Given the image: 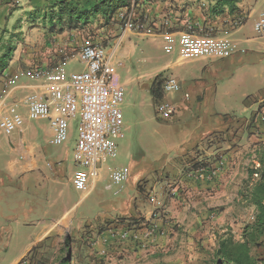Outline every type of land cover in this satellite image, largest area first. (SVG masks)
I'll use <instances>...</instances> for the list:
<instances>
[{
    "label": "crops",
    "instance_id": "crops-1",
    "mask_svg": "<svg viewBox=\"0 0 264 264\" xmlns=\"http://www.w3.org/2000/svg\"><path fill=\"white\" fill-rule=\"evenodd\" d=\"M102 1L104 0H0V61L4 60V70L0 73V116L9 106L15 103L22 105L28 94L41 88L39 83L28 79H22V83L15 87L6 88V75L11 76L33 67H54L62 61L61 51L69 57L67 63L74 58L78 60L79 46L86 40H92L107 49L114 43L115 47L110 53H114L118 58L130 59L136 50L133 38L147 36L135 31L124 32L119 16L130 10L136 21L143 20L158 33L154 39L160 38L162 43V33L168 31L164 23L169 22V31L174 34L176 41L174 52L179 50L181 33L192 25L196 31L212 29L218 36L234 42L239 51L229 58L247 52L264 54L261 53L259 45L264 46V43L248 36L254 32L257 37H264L254 31L258 15L264 13V0H234V9L231 10L226 5L220 15L214 14L219 0H131L130 7L119 9L108 21H105L102 15L92 19L91 11ZM63 2L75 6L79 12H86L87 17L91 19L90 23L86 26L80 25L81 29L68 30L66 22L60 23L57 17ZM239 16L246 18L245 23L239 28L233 27L234 19ZM102 23H105L104 26ZM6 55L9 57L5 59ZM229 58H199L196 62H189L178 57L176 63L166 65V68H172L174 65L190 64L183 71L181 78L185 82H198L202 87L197 95V104H201L204 98L202 95L206 93L208 84L210 85V110L216 115L218 126L203 132L197 139H194L196 132H191L190 143L185 142L184 150L168 160L165 172L168 175L162 180L156 182L159 179L156 178L151 183L145 182V188L142 190L138 188L142 182L136 183L135 194L129 201L124 202L122 212L115 217L120 216L137 222L143 220L144 224H139L141 229L144 226L143 232H138L139 240L136 242L132 241L134 230L127 231L123 226H114L103 236V241L100 237L94 247L95 259L99 264L102 263V250H116L120 254L125 252V263H206L207 260L200 254V245L203 246L210 238H214V241L218 239V246L222 238L218 233L227 230L228 225L235 221L234 216L245 213L244 208L251 205L246 199L255 182L254 178H250V172L264 164V81L256 84V93L244 94L241 98L240 109L243 114L250 112L248 117H238L234 111L225 109L227 106L231 107L232 103L224 98L218 100L217 96L225 95L230 99L228 86L221 87L231 81L232 74L227 73L228 61L226 62ZM220 87L224 89L220 91ZM185 98H189L188 94ZM217 104L220 106L219 110ZM21 108L22 111L25 110L24 126L15 132V138L4 135L8 138L10 147V151L6 149V153L15 155L8 162L11 176H23L24 184L28 185L34 182L33 176L38 173L41 181L42 176L46 175L45 164L52 160L54 167L49 180L54 183V190L61 184V176L71 178L72 181V176L66 174H70L76 167L73 156L71 159L67 157L66 152H46L39 141L40 135L33 120H29L27 110ZM191 108L193 104L189 107ZM52 135L49 124L47 143H50ZM220 158H223L225 163L210 180L200 179L187 171L200 163L214 165ZM176 160L177 162H174ZM38 178L37 176L36 182ZM173 184H177L175 195H164L165 189ZM94 188L95 184L89 192L84 193L83 198ZM159 208L165 213L163 217H152L154 210ZM67 213L62 219L68 216ZM59 220L52 222L40 219L37 225L41 228L12 264L21 262L33 247L48 237L55 236L54 243L57 245L62 243V227L58 226ZM147 227L155 229L152 235L146 232ZM139 242L143 245H139ZM74 259L72 264H80Z\"/></svg>",
    "mask_w": 264,
    "mask_h": 264
},
{
    "label": "rangeland",
    "instance_id": "rangeland-1",
    "mask_svg": "<svg viewBox=\"0 0 264 264\" xmlns=\"http://www.w3.org/2000/svg\"><path fill=\"white\" fill-rule=\"evenodd\" d=\"M104 24L102 23V26ZM248 36L255 37L258 42L264 43V37H257L254 32ZM154 38V36L133 38L136 50L130 59L114 56V61L117 63L115 83L123 86L125 90L124 101L121 104L124 136L117 140V157L109 158L98 164L101 170L100 176L95 183L94 190L88 196L83 198L84 193L75 190L73 180L65 176H61V184L54 190V183L49 180L54 167L52 160L45 164L46 175L42 176L41 181L38 173L34 176H38L39 180L36 182V177L33 176L34 182L28 185L24 184L23 176H11L8 162L15 155L6 153L7 150L10 151L9 141L0 130V264H12L14 259L26 249L41 228L37 225L40 219L52 222L60 219L58 226L62 227V243L57 245L54 243L55 236L48 237L35 246L31 255L23 259L28 264H72L73 258L80 264L82 262L99 264L95 259L94 247L100 237L103 241V236L116 225L123 226L128 229L127 231L134 230L132 241L138 242L137 234L143 232L144 226L141 229L140 225L135 224L137 222L135 220L115 217L122 212L124 202L129 201L128 199L135 194L136 183L142 182V185L138 187L142 190L145 188V182L151 183L156 178H159L156 182L162 180L168 175L165 173L168 160L184 150L186 147L184 143H190L193 132H196L194 139H197L203 132L218 126V119L210 110V85L208 84L209 87L204 96L202 95L204 98L201 104H197V95L202 87L198 82H185L181 78L183 71L190 64L166 68L168 63H176L179 50L167 53L163 48L162 39L155 40ZM259 45H261V53L264 52V46ZM114 47L113 43L107 51L110 52ZM263 57L264 54L247 52L226 59V62L228 61L227 73L232 76H230L231 81L228 85L225 83L226 86L221 87L228 86L230 99L228 100L225 95H219L217 98L230 101L232 106H227L225 109L234 111L238 117L250 115V112L243 114L240 109L242 107L241 98L244 94L256 93V84L264 81ZM196 60L186 61L196 62ZM83 68V64L77 58L71 59L66 64L69 74L81 71ZM158 76L163 80L164 78H176L180 84V90L164 92L163 98L155 101L150 89ZM221 87L220 91L224 89ZM186 94L189 96L188 99L185 98ZM165 102L176 107V113L170 118L161 116L157 109L160 103ZM191 104L193 108L189 109ZM216 107L220 109L219 104ZM22 112L25 114V110ZM32 122L46 152H59L60 154L66 152L67 157L72 159L78 137L79 117L72 122V137L62 145L47 143L49 130L47 121ZM15 136L17 133H14L11 138ZM117 167H128L130 170L129 180L122 185H115L109 179V169ZM76 169L74 167L71 173L66 175L73 178ZM193 169L194 167H191L187 170L188 173ZM176 188L177 184L166 188L164 195L173 197V191ZM244 210L245 213H238L234 216L235 221L232 225H228L227 230H221L218 233L219 237H224V235H232L236 239L242 237L244 227L253 221L255 212L252 205H247ZM46 213L48 215H45ZM66 213L68 216L62 219ZM164 214L163 209L159 208L154 210L152 217L156 215L163 217ZM217 241L210 238L205 245H200V254L207 260L202 264H214L213 254ZM139 245L143 243L139 242ZM261 245L262 247L254 249L253 253L264 260V239H261ZM124 253L120 254L116 250H102V263L100 264H139V262L125 263L127 258L123 255Z\"/></svg>",
    "mask_w": 264,
    "mask_h": 264
},
{
    "label": "built area",
    "instance_id": "built-area-1",
    "mask_svg": "<svg viewBox=\"0 0 264 264\" xmlns=\"http://www.w3.org/2000/svg\"><path fill=\"white\" fill-rule=\"evenodd\" d=\"M124 32L135 31L147 36L158 33L146 25L143 20H135L130 10L120 14ZM233 27H241L246 21L243 16L236 17ZM168 30L162 33L163 48L167 53L175 50L174 34L170 32L169 22L164 23ZM254 31L264 36V13L258 15ZM179 59L182 61L207 58L225 59L233 56L239 50L230 39L218 36L212 29L196 31L192 25L179 37ZM62 54V61L54 67H33L19 71L14 75H6V88L17 86L22 79L35 81L41 85L38 91L28 94L23 104L15 103L9 106L0 116V130L11 137L25 124L24 107L29 120H47L53 135L50 143L62 145L70 138L72 122L79 117L78 137L73 150V161L76 171L73 175L74 187L77 191L87 193L100 176L98 164L118 154L117 140L124 136L123 113L121 104L124 101L125 90L115 83L117 65L114 53L92 40H86L79 46L78 61L83 64L81 71L69 74L66 64L69 57ZM180 84L176 78H164V92H178ZM165 118L176 113V108L165 102L157 107ZM220 158L214 165L193 169L191 173L200 179H211L224 165ZM109 175L115 185H122L130 177L128 167L110 168ZM175 195V190L173 191ZM157 216V215H156ZM148 228V227H147ZM155 229H147L152 235ZM18 264H28L22 260Z\"/></svg>",
    "mask_w": 264,
    "mask_h": 264
},
{
    "label": "trees",
    "instance_id": "trees-1",
    "mask_svg": "<svg viewBox=\"0 0 264 264\" xmlns=\"http://www.w3.org/2000/svg\"><path fill=\"white\" fill-rule=\"evenodd\" d=\"M234 9V0H219L218 5L214 9V14L220 15L224 12L225 6ZM131 0H104L96 5L91 11V18H96L102 15L105 21L110 20L119 9L130 7ZM86 12H79L78 9L67 3H61L58 11V20L64 24L65 21L68 30L81 29V26H86L91 19L87 17ZM9 57V55L4 56ZM8 59V58H7ZM0 61V73L3 72V62ZM150 93L155 101L163 98V79L160 76L154 80ZM208 164L200 163L194 166L198 169ZM250 178H254L255 182L251 186L247 196L248 202L254 207V219L251 223L246 224L243 230L242 237L236 239L232 235L222 237L213 254L214 264H264L263 258L253 253L254 249L262 247L261 239H264V164L259 168L252 169ZM143 223L135 222V224ZM35 247H33L34 249ZM32 249V250H33ZM32 250L27 256L31 255Z\"/></svg>",
    "mask_w": 264,
    "mask_h": 264
}]
</instances>
